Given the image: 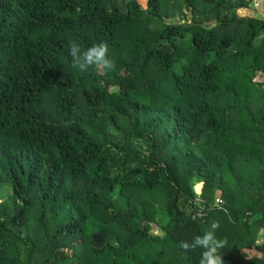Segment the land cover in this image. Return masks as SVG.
Returning <instances> with one entry per match:
<instances>
[{
    "label": "trees",
    "instance_id": "obj_1",
    "mask_svg": "<svg viewBox=\"0 0 264 264\" xmlns=\"http://www.w3.org/2000/svg\"><path fill=\"white\" fill-rule=\"evenodd\" d=\"M145 1L0 0V264H199L212 222L264 256V0Z\"/></svg>",
    "mask_w": 264,
    "mask_h": 264
},
{
    "label": "clouds",
    "instance_id": "obj_2",
    "mask_svg": "<svg viewBox=\"0 0 264 264\" xmlns=\"http://www.w3.org/2000/svg\"><path fill=\"white\" fill-rule=\"evenodd\" d=\"M69 54L72 57L73 66L81 72L93 67L98 71H110L115 67L114 60L110 58L109 45L106 41L94 43L86 49H82L77 42L73 41L69 44ZM218 228V223L212 222L208 230L201 235L194 236L191 241H181L178 247L185 254L201 249L199 264H224L220 249L226 246L227 241L217 238Z\"/></svg>",
    "mask_w": 264,
    "mask_h": 264
},
{
    "label": "rangeland",
    "instance_id": "obj_3",
    "mask_svg": "<svg viewBox=\"0 0 264 264\" xmlns=\"http://www.w3.org/2000/svg\"><path fill=\"white\" fill-rule=\"evenodd\" d=\"M138 2L140 3V5L142 7H144V8L146 7V1L145 0H138ZM237 15L239 17L248 16V17H256V18L263 19L264 18V3L262 1H259V2L255 1V2H253L250 5V7L248 9H240V10H238L237 11ZM261 79H262L261 75H258L256 77L257 81L261 80ZM198 180L200 181V178H196L195 177V178H193V182L192 183L194 184V182H197ZM201 185H202V183H201ZM195 193L199 194L200 192L199 193L195 192ZM120 204H121V206H124L123 201H121V200H120ZM153 232L154 233H158V231H156V230H153Z\"/></svg>",
    "mask_w": 264,
    "mask_h": 264
},
{
    "label": "crops",
    "instance_id": "obj_4",
    "mask_svg": "<svg viewBox=\"0 0 264 264\" xmlns=\"http://www.w3.org/2000/svg\"><path fill=\"white\" fill-rule=\"evenodd\" d=\"M263 240H264L263 231H260L256 244L261 245ZM248 255L251 258L252 257L255 258L256 264H264V256L260 250H257L255 248L254 249L251 248V249H249Z\"/></svg>",
    "mask_w": 264,
    "mask_h": 264
},
{
    "label": "built area",
    "instance_id": "obj_5",
    "mask_svg": "<svg viewBox=\"0 0 264 264\" xmlns=\"http://www.w3.org/2000/svg\"><path fill=\"white\" fill-rule=\"evenodd\" d=\"M222 204V201L221 200H219V199H216L215 200V205L217 206V205H221Z\"/></svg>",
    "mask_w": 264,
    "mask_h": 264
}]
</instances>
